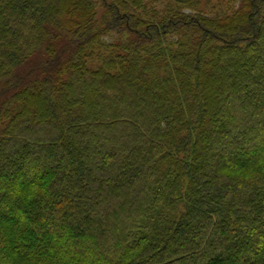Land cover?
I'll return each instance as SVG.
<instances>
[{
  "label": "trees",
  "instance_id": "1",
  "mask_svg": "<svg viewBox=\"0 0 264 264\" xmlns=\"http://www.w3.org/2000/svg\"><path fill=\"white\" fill-rule=\"evenodd\" d=\"M159 1L0 0V264H264V0Z\"/></svg>",
  "mask_w": 264,
  "mask_h": 264
},
{
  "label": "rangeland",
  "instance_id": "2",
  "mask_svg": "<svg viewBox=\"0 0 264 264\" xmlns=\"http://www.w3.org/2000/svg\"><path fill=\"white\" fill-rule=\"evenodd\" d=\"M157 10H161L162 7L165 4L164 0H160L157 2ZM240 7V3L238 0H201L199 7L197 8L198 11H202L204 14H209L210 12H215V10H220L223 12L226 11H232L236 10ZM188 12V11H187ZM71 18L74 22L78 20V17H76V14H72Z\"/></svg>",
  "mask_w": 264,
  "mask_h": 264
}]
</instances>
